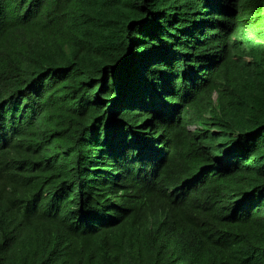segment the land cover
<instances>
[{"label": "trees", "instance_id": "1", "mask_svg": "<svg viewBox=\"0 0 264 264\" xmlns=\"http://www.w3.org/2000/svg\"><path fill=\"white\" fill-rule=\"evenodd\" d=\"M0 264H264V0H0Z\"/></svg>", "mask_w": 264, "mask_h": 264}, {"label": "clouds", "instance_id": "2", "mask_svg": "<svg viewBox=\"0 0 264 264\" xmlns=\"http://www.w3.org/2000/svg\"><path fill=\"white\" fill-rule=\"evenodd\" d=\"M232 59L236 60V57L235 56H232ZM241 59L243 61H245V59H247L249 61V58L247 56H243V57H241ZM248 61H245V62H248ZM191 128L193 129V127H191Z\"/></svg>", "mask_w": 264, "mask_h": 264}, {"label": "rangeland", "instance_id": "3", "mask_svg": "<svg viewBox=\"0 0 264 264\" xmlns=\"http://www.w3.org/2000/svg\"><path fill=\"white\" fill-rule=\"evenodd\" d=\"M245 61H248V60H247V59H245ZM189 129H190V130H192V128H191V127H189Z\"/></svg>", "mask_w": 264, "mask_h": 264}]
</instances>
